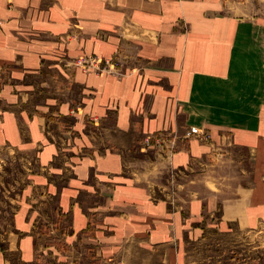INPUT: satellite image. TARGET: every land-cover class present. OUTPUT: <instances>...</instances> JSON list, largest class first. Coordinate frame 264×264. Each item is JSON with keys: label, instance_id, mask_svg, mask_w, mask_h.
<instances>
[{"label": "crops", "instance_id": "crops-1", "mask_svg": "<svg viewBox=\"0 0 264 264\" xmlns=\"http://www.w3.org/2000/svg\"><path fill=\"white\" fill-rule=\"evenodd\" d=\"M263 11L0 0V264H264Z\"/></svg>", "mask_w": 264, "mask_h": 264}, {"label": "built area", "instance_id": "built-area-1", "mask_svg": "<svg viewBox=\"0 0 264 264\" xmlns=\"http://www.w3.org/2000/svg\"><path fill=\"white\" fill-rule=\"evenodd\" d=\"M74 64L80 67L84 71H95V72H103L109 71L110 67H118L119 61L114 57L107 58H97L94 55H80L74 61ZM188 135L190 133H187ZM199 138L209 139L210 135L208 133H203L202 135H198Z\"/></svg>", "mask_w": 264, "mask_h": 264}, {"label": "rangeland", "instance_id": "rangeland-1", "mask_svg": "<svg viewBox=\"0 0 264 264\" xmlns=\"http://www.w3.org/2000/svg\"><path fill=\"white\" fill-rule=\"evenodd\" d=\"M262 14H264V11L262 12ZM261 51H262V57H263L262 63H264V47H263V49H261ZM249 67L252 68L251 66H249ZM253 73H258L259 76L257 77V79L263 80V82H264V68H260V70H258L257 72L253 71ZM254 76H255V74H254ZM2 196H3V194H2ZM1 246H3V235H0V247Z\"/></svg>", "mask_w": 264, "mask_h": 264}]
</instances>
